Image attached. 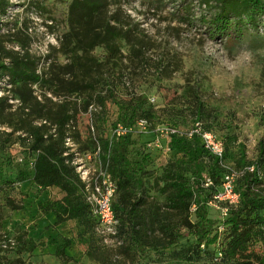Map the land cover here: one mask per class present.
Instances as JSON below:
<instances>
[{
    "label": "rangeland",
    "instance_id": "obj_1",
    "mask_svg": "<svg viewBox=\"0 0 264 264\" xmlns=\"http://www.w3.org/2000/svg\"><path fill=\"white\" fill-rule=\"evenodd\" d=\"M71 1L0 0V9L6 7L0 11V62L8 67L0 69V263L222 264L215 261L212 243L201 252L197 236L182 225L184 215L196 220L193 207L186 212L181 206L190 173L180 167L161 129L185 133L200 120L202 129L223 140L226 169L240 167L241 146L246 160L254 161L264 134V27L243 23L245 14L236 10L228 15L226 31L215 34L209 21L227 0H83L81 12L68 21L63 14ZM114 32L125 38L117 62L108 66L124 73L128 83L118 81L110 95L104 48L97 42ZM13 59L26 60L32 77ZM144 61L151 68L160 61L159 74L145 70ZM140 96L150 125L132 124L127 155H147L148 162L130 194L137 203L132 229L105 237L75 219L50 222L37 203L60 199L63 192L31 182L34 154L20 137L41 124L44 133L57 135L55 115L65 114L63 155L75 171L98 177L110 162L111 146L103 152L110 128ZM197 103L201 118L195 115ZM208 164L204 156L202 165ZM18 171L25 173L24 181ZM204 210L208 236L202 241L221 230L223 218L209 201ZM63 238L71 243L59 256L55 249ZM31 242L36 246L30 250ZM263 245L264 231L251 238L249 250L260 252Z\"/></svg>",
    "mask_w": 264,
    "mask_h": 264
},
{
    "label": "trees",
    "instance_id": "obj_2",
    "mask_svg": "<svg viewBox=\"0 0 264 264\" xmlns=\"http://www.w3.org/2000/svg\"><path fill=\"white\" fill-rule=\"evenodd\" d=\"M84 4L83 0H72L69 10L63 14L66 20L70 21L73 13L81 12ZM5 10L6 7L0 9L2 13ZM236 10L242 11L245 14L246 19L243 23L253 27L260 24L264 27V0H227L224 2L220 12L209 21L215 34L219 35L226 31L228 15L231 12H236ZM228 35L229 33H227ZM124 38V32L107 33L102 36L101 41L97 42L98 45L103 44V64L108 66L110 61L113 62V65L117 62V56L121 52L120 45ZM9 54L11 53L8 52L6 58L10 57ZM13 62L23 75L32 77V72H26L29 69L26 60L13 59ZM141 64L145 70L151 68L149 62L144 61ZM0 69L1 72H4L8 67L0 62ZM150 70H153L155 74H159L160 61H157ZM105 71V91L110 95L114 93L112 87L118 81L124 85L128 83L126 82L124 73L119 74L118 71L111 69L109 66L106 67ZM101 96H98L99 100L102 99ZM141 102V96L139 99H131L130 104L125 107V110L119 113L118 121L114 122L110 128L103 146V152L108 149L109 145L111 146V157L107 166V173L115 184L114 194L117 196L115 202L111 200V206L117 220V235L120 233L125 234V232L132 229L130 226L133 224L132 218L137 203L130 198V194L132 190L138 189L140 173L148 162L147 155H144L141 159H131L127 155L133 136L131 132L132 124L138 125V122L144 121L146 123L145 128H148L150 125L147 120L150 113L148 111H140L139 103ZM195 115L199 118L202 116V105L200 103H197L195 106ZM55 116V121L59 126L57 135L54 136L51 133L47 135L44 133L45 125L41 124L33 126L24 137H20L22 141L28 143L29 148L34 154L31 164V182L40 190L56 187L63 192V196L60 199H46L38 202L37 209L44 215L51 213L57 225L69 219H75L86 229L93 231L96 228L97 220L90 205L85 200L83 184L74 166L70 164L68 157L63 155L65 147L62 127L68 120V117L65 114H56ZM121 121H124L125 124L121 123ZM260 121L264 127V116L260 118ZM195 122H199L202 127L200 120H196ZM119 127L125 129L126 132H118ZM166 128L172 127H162V129ZM167 138L168 147L178 156L180 167L190 173L189 185L183 189L181 206L186 212L193 207L196 220L192 222L188 219L187 215H184L182 225L197 236L199 240L197 247L199 250L201 252L205 251V247L212 243L215 247L213 256L217 263L264 264V245L260 252L256 253L249 250L251 238L264 231V134L257 141V154L254 161L248 162L246 160L243 147L241 146L239 151L240 156L237 160L240 167L228 168L238 173L234 179V190L239 194V200L235 206L229 209L227 216L222 218L221 223H219L222 229L219 232L216 230L205 241H202V238L208 236V227L205 225L204 205L220 190L223 176L228 170L223 163L226 146L223 140L219 138L223 144V156L219 159L203 147L201 138L198 135L188 138L179 132L170 134ZM95 151L96 149L94 153ZM97 151L99 152L98 148ZM204 156L210 158V164L206 168L202 165V158ZM203 169H205L204 173ZM17 178L20 181H24L25 173L18 171ZM207 179L209 180V184L205 185ZM12 208L18 209L19 207L12 205ZM70 243L69 238H63V242L56 245L55 254L65 256L64 249ZM35 246L34 242H31L29 249H34ZM137 264L181 263H177V261L174 263L163 261Z\"/></svg>",
    "mask_w": 264,
    "mask_h": 264
},
{
    "label": "built area",
    "instance_id": "obj_3",
    "mask_svg": "<svg viewBox=\"0 0 264 264\" xmlns=\"http://www.w3.org/2000/svg\"><path fill=\"white\" fill-rule=\"evenodd\" d=\"M145 125L146 123L144 121L138 122V127L141 129H144ZM118 132L124 133L126 130L119 127ZM161 133H165L168 136L170 134L179 133V131L174 128H166L162 129ZM181 134H184L188 138L193 135H198L201 138L203 147L210 154L219 159L222 158V142L211 132L204 131L199 122H195L189 131ZM76 173L79 175L83 184L85 200L90 205L97 220L96 232L105 237H115L117 234V220L111 206V200L115 192L114 182L107 172L100 173V175L95 178L89 177L87 173L83 175L78 169ZM237 175L238 173L236 171L228 169L223 176L220 190L215 193L209 201L211 205L220 211L223 218L227 216L229 209L235 206L239 200V194L234 190V179ZM207 184H209L208 179L205 185ZM218 255H220V253H218Z\"/></svg>",
    "mask_w": 264,
    "mask_h": 264
},
{
    "label": "crops",
    "instance_id": "obj_4",
    "mask_svg": "<svg viewBox=\"0 0 264 264\" xmlns=\"http://www.w3.org/2000/svg\"><path fill=\"white\" fill-rule=\"evenodd\" d=\"M47 217L49 218L50 222L54 220V217L51 213L47 214Z\"/></svg>",
    "mask_w": 264,
    "mask_h": 264
}]
</instances>
